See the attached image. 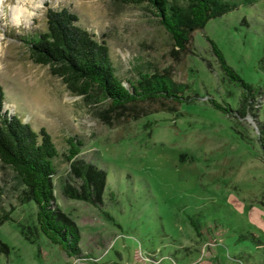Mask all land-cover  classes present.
I'll list each match as a JSON object with an SVG mask.
<instances>
[{
    "label": "rangeland",
    "instance_id": "374dc122",
    "mask_svg": "<svg viewBox=\"0 0 264 264\" xmlns=\"http://www.w3.org/2000/svg\"><path fill=\"white\" fill-rule=\"evenodd\" d=\"M49 6H67L106 41L122 77L132 61L151 60L193 100L174 111L106 112L71 93L21 40L45 30ZM214 46L250 86L243 110L244 89L223 74ZM0 86L2 110L51 134L60 153L53 202L79 235L77 255L46 240L36 206L5 186L0 169V264H264V0L209 19L184 49L144 4L0 0ZM71 135L82 140L76 158L105 174L98 199L63 192L80 186L64 156Z\"/></svg>",
    "mask_w": 264,
    "mask_h": 264
},
{
    "label": "trees",
    "instance_id": "16d2710c",
    "mask_svg": "<svg viewBox=\"0 0 264 264\" xmlns=\"http://www.w3.org/2000/svg\"><path fill=\"white\" fill-rule=\"evenodd\" d=\"M125 4H144L164 29L173 45L184 49L193 30L199 29L212 18L238 6L257 0H117ZM45 30L22 35L30 57L38 64H47L53 75L61 77L73 94L92 97L101 102L105 111L140 109L143 114L156 111H174L181 104L193 100L184 82L175 80L151 60L132 61L127 75L118 73L106 41L79 23L78 15L67 6L45 11ZM217 60L226 78L236 81L244 89L240 94V109L253 98L249 84L243 82L225 62L222 52L214 46ZM0 86V169L1 180L20 190L21 202L32 201L36 206L35 229L50 243L66 254L77 255L79 235L68 219L61 215L53 202L51 177L56 172L60 153L44 127L34 129L19 112L8 114L2 110L5 100ZM212 108L230 113V107L210 99ZM64 156L70 169L79 178V191L63 186L66 196L92 201L102 190L105 174L76 158L82 146L77 135L65 140ZM9 176V178H7ZM8 180V181H7Z\"/></svg>",
    "mask_w": 264,
    "mask_h": 264
}]
</instances>
